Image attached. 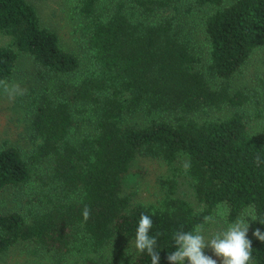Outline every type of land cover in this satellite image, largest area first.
I'll return each mask as SVG.
<instances>
[{"label": "trees", "instance_id": "16d2710c", "mask_svg": "<svg viewBox=\"0 0 264 264\" xmlns=\"http://www.w3.org/2000/svg\"><path fill=\"white\" fill-rule=\"evenodd\" d=\"M103 1L75 0L94 66L78 77L79 58L28 0H0V37L9 39L0 45V86L19 52L39 66L42 84L29 106L32 152L25 159L17 147L0 148V194L25 190L49 165L20 211L0 213V255L28 242L54 264L72 252L82 264H151L135 247L142 213L153 220L160 264H169L176 232L216 210L228 223L251 210L253 233H264V136L252 125L264 119V77L237 83L264 48V0H108V9ZM199 9L203 56L188 19ZM143 157L171 168L155 203L124 190ZM180 176L199 210L178 195ZM250 240L252 264H264V242Z\"/></svg>", "mask_w": 264, "mask_h": 264}, {"label": "rangeland", "instance_id": "374dc122", "mask_svg": "<svg viewBox=\"0 0 264 264\" xmlns=\"http://www.w3.org/2000/svg\"><path fill=\"white\" fill-rule=\"evenodd\" d=\"M37 10L40 23L54 31L63 48L74 53L80 60V69L76 74L78 77L86 76L93 69V63L85 50L83 43L82 20L77 15L75 9V0H28ZM183 3V0H181ZM102 8H110L112 2L105 0L101 3ZM206 9V8H205ZM207 10V9H206ZM204 9L192 10L188 19L191 20L194 27V40L203 56L207 51V41L204 38L200 17ZM188 16V15H187ZM9 39L6 36L0 37V45L5 44ZM29 54L19 52L16 58L15 69L11 79L0 86V148L14 146L20 149L25 159L32 152L34 143L30 139V114L29 106L34 96L39 94V71ZM75 76V77H76ZM258 77H264V48L258 49L248 60L247 66L241 78L237 81L239 84H252ZM13 85L19 86V91L10 94ZM235 86V85H234ZM9 91H5V88ZM227 110L216 114H226ZM252 123V122H251ZM253 127L256 134L264 136V119L261 121L253 120ZM183 164V163H182ZM48 164L37 167L33 172L32 182L25 190L15 188H6L0 194V213L20 211L24 205L26 192L31 194L36 191L38 183L36 175L43 174L48 169ZM178 161L172 168H180ZM170 167L163 161L153 158H139L133 163L130 177L124 186L125 192H134L136 200L144 203H155L162 196L161 184L164 178L170 174ZM36 173V175H35ZM181 174V173H180ZM135 176V180L133 179ZM177 193L180 197L187 199L196 210L201 208L190 190L185 177L180 176ZM244 218L249 223L248 239L253 236L252 212L248 210L238 218ZM211 220L204 225V235L206 240L217 232L227 229L234 223H228L223 218L221 211H215ZM135 248V247H134ZM34 244L20 242L11 247L7 252L0 255V264H54L52 254L45 250L38 249ZM117 247L110 246L104 250V255L111 257L116 252ZM206 256H211L217 260V264H222V258L215 256L213 250L209 247L204 249ZM94 256V255H91ZM127 253L125 258H129ZM83 255L76 252L68 254L65 258L66 264H82ZM184 264H190L185 260Z\"/></svg>", "mask_w": 264, "mask_h": 264}, {"label": "clouds", "instance_id": "9594fccd", "mask_svg": "<svg viewBox=\"0 0 264 264\" xmlns=\"http://www.w3.org/2000/svg\"><path fill=\"white\" fill-rule=\"evenodd\" d=\"M18 85H13L10 94L19 91ZM5 91H9L6 87ZM188 163L184 168H189ZM82 215L85 220L90 216V209L84 207ZM212 218L206 216L204 223L197 224L192 231H178L173 239L176 250L169 253L167 259L169 264H184L185 260L190 264H217V260L206 256L204 249L209 247L215 256L222 258V264H252V241L248 239L249 223L244 218H237L226 230L217 232L210 239L205 238L204 225ZM153 220L147 214H141L136 230L135 247L138 253H147L151 258V264H160V254L157 251V238L150 235ZM253 236L264 242V233L257 229ZM131 264H134L132 260Z\"/></svg>", "mask_w": 264, "mask_h": 264}]
</instances>
